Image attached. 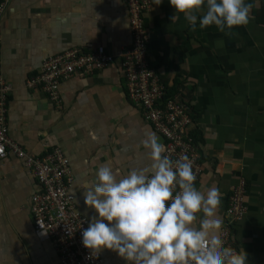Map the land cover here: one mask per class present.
<instances>
[{
  "label": "crops",
  "instance_id": "crops-1",
  "mask_svg": "<svg viewBox=\"0 0 264 264\" xmlns=\"http://www.w3.org/2000/svg\"><path fill=\"white\" fill-rule=\"evenodd\" d=\"M246 2L252 5L248 24L225 32L198 22L193 30L180 13L172 21L168 0L154 4L144 20L152 67L169 91L185 90L193 103L203 166L194 186L202 193L219 188L222 231L229 198L244 182L247 212L233 237L248 264H264V0ZM131 45L125 0H7L0 18V71L12 85L10 137L31 156L63 151L76 207L88 220L96 213L84 204L82 181H93L105 164L121 175L149 165L142 140L150 132L165 146L127 96L119 62ZM75 48H102L116 62L64 81L60 105L28 87L46 60ZM40 190L23 160L12 154L0 160V264H59L51 240L35 231L31 202ZM100 257L104 264H126L109 249Z\"/></svg>",
  "mask_w": 264,
  "mask_h": 264
},
{
  "label": "clouds",
  "instance_id": "clouds-1",
  "mask_svg": "<svg viewBox=\"0 0 264 264\" xmlns=\"http://www.w3.org/2000/svg\"><path fill=\"white\" fill-rule=\"evenodd\" d=\"M168 2L175 9L172 21L180 13L193 30L198 22L221 32L247 25L252 7L246 0ZM142 144L150 151L149 165L121 175L105 164L93 181L81 182L84 204L96 213L82 231V245L91 254L112 250L126 264H248L243 248L223 243L219 188L198 190L189 158L171 160L154 133Z\"/></svg>",
  "mask_w": 264,
  "mask_h": 264
},
{
  "label": "built area",
  "instance_id": "built-area-1",
  "mask_svg": "<svg viewBox=\"0 0 264 264\" xmlns=\"http://www.w3.org/2000/svg\"><path fill=\"white\" fill-rule=\"evenodd\" d=\"M0 3V18L6 7ZM129 11L132 45L121 54L120 74L127 87V96L141 112L143 119L164 139L165 155L173 161L187 156L195 175L194 185L200 180L203 166L199 145L195 139L193 103L185 90L173 92L165 87L152 67L148 56L149 32L144 17L154 0H125ZM116 62L104 49H70L46 60L40 72L29 79L28 87L39 90L60 105V86L75 75L86 77L106 69ZM12 91L0 71V160L10 154L25 162L40 184L41 190L32 197L31 211L37 234L51 240L59 254V264H104L100 253H92L82 245V231L88 218L77 209L71 192L70 161L59 148L39 156L29 155L9 134L7 101ZM244 182L229 198L227 218L223 225V243L238 249L233 230L246 212Z\"/></svg>",
  "mask_w": 264,
  "mask_h": 264
},
{
  "label": "trees",
  "instance_id": "trees-1",
  "mask_svg": "<svg viewBox=\"0 0 264 264\" xmlns=\"http://www.w3.org/2000/svg\"><path fill=\"white\" fill-rule=\"evenodd\" d=\"M176 91H177V89L175 91L174 90H171L169 95H172V93L173 92H176Z\"/></svg>",
  "mask_w": 264,
  "mask_h": 264
}]
</instances>
